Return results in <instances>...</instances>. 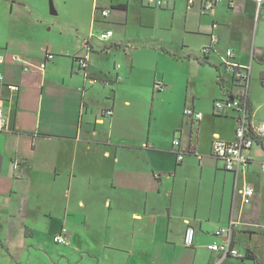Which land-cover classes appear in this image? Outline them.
<instances>
[{
    "label": "crops",
    "instance_id": "crops-1",
    "mask_svg": "<svg viewBox=\"0 0 264 264\" xmlns=\"http://www.w3.org/2000/svg\"><path fill=\"white\" fill-rule=\"evenodd\" d=\"M3 2L0 68L20 91L0 87V264H264V147L239 174L212 154L238 124L236 110L214 108L234 89L229 50L250 68L251 125L264 124V2L210 12L199 0ZM47 51L55 58L37 69ZM188 106L203 118L186 117ZM232 221L243 257L208 248Z\"/></svg>",
    "mask_w": 264,
    "mask_h": 264
},
{
    "label": "built area",
    "instance_id": "built-area-1",
    "mask_svg": "<svg viewBox=\"0 0 264 264\" xmlns=\"http://www.w3.org/2000/svg\"><path fill=\"white\" fill-rule=\"evenodd\" d=\"M147 6L151 7H164L167 4V0H144ZM189 6L196 4L198 0H185ZM200 7L204 12H210L214 8L225 1L228 5L232 7L235 3V0H199ZM258 7L262 5L264 0H256ZM101 13L103 16H108L110 9H102ZM113 35V30L109 29L101 32L98 37L102 41H107ZM214 42L216 38L214 37ZM212 47H205L203 49L204 54H207ZM227 59L224 61V67L226 72L231 74L232 80L234 82V89L227 90L225 97L218 99L214 103L215 111L217 112H227L236 110L238 112L237 116V128L235 132V137L233 140H225L221 138H215L212 143V154L220 159L223 162L224 168L227 171L239 174L244 171L251 162V157L249 156V151L258 144H261L264 147V124L255 128L251 125L250 122V112H249V103L247 101V92H248V82L250 78V68L246 65L239 64L231 60L233 57L232 51H227ZM14 59L18 57L13 56ZM55 58L53 52L47 51L43 62L37 67V69H44L47 66V63ZM75 59L79 62L82 69L88 67V54H78ZM5 55L0 52V65L4 63ZM6 86L10 91L19 93L20 86L17 84H6L5 82V73L0 68V87ZM236 87V88H235ZM163 88L161 81L155 83V89L160 90ZM107 114L111 115L112 110H108ZM184 115L192 120H201L203 118V113L192 107H186L184 109ZM7 127V116L2 107H0V130H4ZM175 147L180 145V140L175 139ZM178 159L181 161L184 159V154L179 153ZM264 169V165H263ZM240 193L243 195L245 200L253 195V189L245 187L240 190ZM3 215V209L0 203V218ZM235 222L232 221L229 226L220 228L217 231V235L226 234L228 239L222 243L210 244L208 248L211 251H216L221 253L223 257L234 256V257H243V254L240 250L235 247L232 243L233 235V226ZM196 238V229L193 226H189L186 229L184 242L187 246H193L195 244ZM54 241L60 244H68L67 238L62 234H57L54 237ZM216 264V263H214Z\"/></svg>",
    "mask_w": 264,
    "mask_h": 264
},
{
    "label": "rangeland",
    "instance_id": "rangeland-1",
    "mask_svg": "<svg viewBox=\"0 0 264 264\" xmlns=\"http://www.w3.org/2000/svg\"><path fill=\"white\" fill-rule=\"evenodd\" d=\"M3 1H5V0H3ZM2 0H0V11H2L3 10V3H5V2H3ZM49 2H50V0H49ZM7 16H8V20H9V10L7 9L6 10V13H5V15H4V19L5 18H7ZM11 24H12V21L10 22Z\"/></svg>",
    "mask_w": 264,
    "mask_h": 264
}]
</instances>
